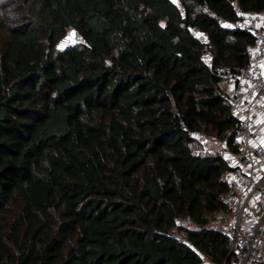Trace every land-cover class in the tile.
Masks as SVG:
<instances>
[{"label":"trees","instance_id":"1","mask_svg":"<svg viewBox=\"0 0 264 264\" xmlns=\"http://www.w3.org/2000/svg\"><path fill=\"white\" fill-rule=\"evenodd\" d=\"M237 7L264 0H0V264H229L228 168L190 133L234 143Z\"/></svg>","mask_w":264,"mask_h":264},{"label":"built area","instance_id":"2","mask_svg":"<svg viewBox=\"0 0 264 264\" xmlns=\"http://www.w3.org/2000/svg\"><path fill=\"white\" fill-rule=\"evenodd\" d=\"M236 9V20H220L219 24L250 33L253 43L247 51V62L235 74H226L229 84L222 95L230 102L231 115L236 119L234 143L212 140V153L219 154L228 168V187L223 196L228 211L221 217L220 227H204L221 229L231 240L229 264H264V10L246 13ZM193 33L207 44L206 33ZM210 58L205 45L201 59L210 63ZM190 134L196 138L199 135ZM175 224L201 228L190 216L177 217ZM186 233H176V237L184 241Z\"/></svg>","mask_w":264,"mask_h":264},{"label":"rangeland","instance_id":"3","mask_svg":"<svg viewBox=\"0 0 264 264\" xmlns=\"http://www.w3.org/2000/svg\"><path fill=\"white\" fill-rule=\"evenodd\" d=\"M71 31L72 30L68 29L67 35L57 44V47L59 50H65L66 48L71 47L77 44L78 42H80L78 35L77 34L73 35ZM212 140L214 139L210 137L209 134L206 135V134L201 133L200 135H198L197 142L201 145V149H205V150L207 149L208 151H212V143H213ZM222 216H223V213H220L212 217L208 223V226L215 227L218 224V227H220ZM195 229H197L196 226H191L187 228L178 226L177 233L181 234L182 232H187L188 230H195Z\"/></svg>","mask_w":264,"mask_h":264},{"label":"water","instance_id":"4","mask_svg":"<svg viewBox=\"0 0 264 264\" xmlns=\"http://www.w3.org/2000/svg\"><path fill=\"white\" fill-rule=\"evenodd\" d=\"M185 23H186V21H185V20H182V22H181L180 26H181V27H182V26H184V25H185ZM71 32H72V34H73V35H75V34H76L75 30H72Z\"/></svg>","mask_w":264,"mask_h":264}]
</instances>
